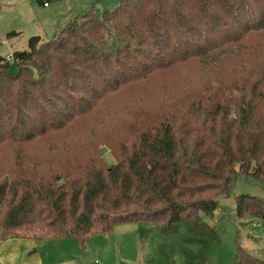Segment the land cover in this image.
<instances>
[{"label":"trees","instance_id":"1","mask_svg":"<svg viewBox=\"0 0 264 264\" xmlns=\"http://www.w3.org/2000/svg\"><path fill=\"white\" fill-rule=\"evenodd\" d=\"M68 16L12 61L0 54V241L73 238L85 251L140 223L177 234L166 256L205 262L219 199L240 176L264 185V0H117ZM194 65L197 81L165 97V77ZM235 197L239 218L264 220L263 200ZM236 264L264 258L239 246Z\"/></svg>","mask_w":264,"mask_h":264},{"label":"rangeland","instance_id":"2","mask_svg":"<svg viewBox=\"0 0 264 264\" xmlns=\"http://www.w3.org/2000/svg\"><path fill=\"white\" fill-rule=\"evenodd\" d=\"M116 4L117 0H57L49 6H43L35 0H0V42H10V45L0 47V54L6 56L12 50L27 49L32 36L52 38L73 12H83L94 5L98 10L113 8ZM12 32L17 34L9 38ZM198 67L194 65L180 69L176 72L178 75L175 73L171 79L165 77L163 86H171L170 89L164 87L165 97L170 96V92L178 83L185 84L186 87L192 86L197 81L194 76ZM10 70L17 71L14 62L11 63ZM145 102L149 103L150 98L141 99V103ZM97 145L101 158L107 165L117 162L109 144ZM38 147L39 145L29 146L27 151L37 152ZM9 157L11 149L5 146L0 150V162ZM242 194L254 195L264 201V185L253 177L240 176L235 183L234 194L219 199L215 215L206 219L217 230L218 239L211 244L206 261L200 264H236L239 246L245 247L255 256L264 258V220L250 216L238 217L235 195ZM22 232L26 234L25 230ZM177 237V234L163 235L153 225L122 223L115 227L112 234L90 236L84 251L85 256L81 259L84 264H94L96 259L105 264H187L180 249L173 248L171 254L165 255V248ZM40 244L43 251L47 250L46 248H54L52 254L59 258L77 256V252L83 253L79 242L72 238L40 241Z\"/></svg>","mask_w":264,"mask_h":264},{"label":"crops","instance_id":"3","mask_svg":"<svg viewBox=\"0 0 264 264\" xmlns=\"http://www.w3.org/2000/svg\"><path fill=\"white\" fill-rule=\"evenodd\" d=\"M4 44L10 45V42L5 40ZM11 52H13V50ZM114 231L115 228L113 232ZM52 240H60V239H52ZM41 241H47V240H41ZM77 242L79 241L77 240ZM40 246H41L40 241L30 238H22V237L9 238L5 241H0V264H84L81 257L85 256L84 255L85 252L82 249L81 244H80V249L81 251H83V253L77 252V256L73 255V256H65L61 258L52 254L54 248L52 247L46 248L47 250L44 249L45 251H43L40 248Z\"/></svg>","mask_w":264,"mask_h":264},{"label":"built area","instance_id":"4","mask_svg":"<svg viewBox=\"0 0 264 264\" xmlns=\"http://www.w3.org/2000/svg\"><path fill=\"white\" fill-rule=\"evenodd\" d=\"M7 60L8 61H12L13 60V52H11L10 54L7 55ZM94 264H105L102 260L100 259H96L94 261Z\"/></svg>","mask_w":264,"mask_h":264}]
</instances>
